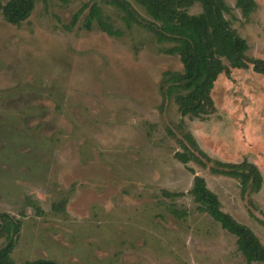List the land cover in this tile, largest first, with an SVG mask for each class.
<instances>
[{
  "label": "rangeland",
  "instance_id": "374dc122",
  "mask_svg": "<svg viewBox=\"0 0 264 264\" xmlns=\"http://www.w3.org/2000/svg\"><path fill=\"white\" fill-rule=\"evenodd\" d=\"M224 1L246 58L264 60V0L248 17ZM92 4L120 37L86 32L87 10L70 26ZM169 47L104 0H34L19 26L0 14V214L22 223L15 264H247L236 238L198 210L194 176L264 246V76L251 65L219 75L214 114L182 118L159 90L162 73L182 70ZM185 132L212 161L256 165L260 192L241 195L212 163L178 162Z\"/></svg>",
  "mask_w": 264,
  "mask_h": 264
},
{
  "label": "trees",
  "instance_id": "16d2710c",
  "mask_svg": "<svg viewBox=\"0 0 264 264\" xmlns=\"http://www.w3.org/2000/svg\"><path fill=\"white\" fill-rule=\"evenodd\" d=\"M104 0L105 4L122 13L127 26L137 25L151 33L159 44L168 43L171 47L164 50L169 56L179 59L181 71L162 73L159 90L164 100H172L182 118L206 120L214 114L215 107L211 92L219 75L228 76L231 69L244 70L251 65L252 70L264 76V60L247 59L248 45L231 27L226 19L230 8L224 0ZM142 9L143 17L133 5ZM236 7L243 16L248 17L257 7L254 0H237ZM34 10V0H0V14L11 26L25 22ZM83 29L91 32L93 26L108 37L117 38L122 34L103 19L97 4L84 5L71 19L74 27L84 11ZM196 10V12H193ZM183 152L174 157L181 164L197 162L203 168L212 163L210 171L215 176L239 182L240 193H259L263 176L256 165L243 160L240 163L212 161L198 145L196 139L185 132L179 142ZM199 155L206 162L200 161ZM190 195L198 204V210L205 212L224 231L236 238L237 250L247 264H264V246L247 226L240 224L229 214L222 212L216 194L210 191L204 178L194 176ZM179 197V194H166ZM175 215L179 213L174 212ZM22 223L20 219L8 214H0V264H15L11 254L19 239ZM24 264H56L52 260L40 259Z\"/></svg>",
  "mask_w": 264,
  "mask_h": 264
}]
</instances>
